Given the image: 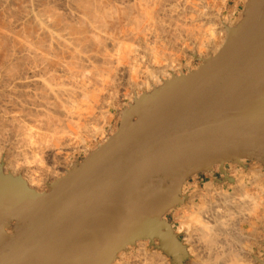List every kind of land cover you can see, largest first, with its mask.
Here are the masks:
<instances>
[{
  "label": "water",
  "instance_id": "obj_1",
  "mask_svg": "<svg viewBox=\"0 0 264 264\" xmlns=\"http://www.w3.org/2000/svg\"><path fill=\"white\" fill-rule=\"evenodd\" d=\"M226 31L215 56L136 98L48 193L0 169V264H113L146 240L184 264L165 217L187 180L245 160L264 167V0H248Z\"/></svg>",
  "mask_w": 264,
  "mask_h": 264
},
{
  "label": "bare ground",
  "instance_id": "obj_2",
  "mask_svg": "<svg viewBox=\"0 0 264 264\" xmlns=\"http://www.w3.org/2000/svg\"><path fill=\"white\" fill-rule=\"evenodd\" d=\"M27 1V0H26ZM25 1V2H26ZM34 1V0H33ZM32 1V2H33ZM39 1V0H38ZM46 1V0H45ZM57 1V0H56ZM64 1V0H63ZM187 1V0H186ZM186 1L185 0H67V2H65V3H69L70 4V8L72 7V10L74 11V9H75V11L77 12V10L79 11V12H77L78 13V15L77 16H82V17H80V18H78V19H80V22L81 23H76V24H78L79 26H77L76 27V29H75V26H72V25H70L71 24V22H69V24L67 23V25H70V27L72 26L74 29L73 30H71V29H69L68 27H65V28H63L64 26V24L62 25L61 23H60V21L62 22L63 21V19H61V18H64V15H63V17H61L62 15L60 14L59 15V17H58V14H56L57 12H59V11H55V10H57V6H58V3H60V2H57V6H56V9H52L51 7V9H47L48 10V12H50L51 14L53 13V15L55 14L56 16H57V22H54V25H52L53 23H51L52 22V19H51V21H49V18H47L46 16H45V14H44V16L48 19V21H46V23L45 24H47L46 25V27H47V31H48V27H50V25H52V29L54 30V26H56L57 24V26H56V28H55V30L56 29H60V28H58V26L59 27H61V26H63V27H61V28H63V29H65V30H71V31H73L71 34H70V36H71V38H69L70 36L66 33V35H68V36H66V37H68L69 39H66L65 40V35L64 36H62V37H64L63 39L65 40L63 43L65 44V45H62L61 47H60V49L61 50H63V49H65L64 51H62V56L61 55H59V56H53V58H47L46 56H44V55H40L39 54V56L37 57V62H40V64H41V67H42V69H44V71H46V72H50L51 73V75L49 74V76L51 77L52 76V73L53 74H55V73H57V75L58 74H60L61 76H59V78L61 79V77H63V78H65L64 80H68V83H65V82H61V80H59L58 81V79H57V81L56 82H59V83H56V84H54L55 83V81H54V79H56V78H50V77H48V78H42L43 76H41V78H42V85L41 86H43V93H41L40 95H41V97L37 94V96H39V98L41 99L40 101H38V103L39 104H37L36 105V103H31V104H33L34 106H36V108L38 107L39 108V110L40 109H43V108H48V111L49 110H52V109H54L55 111L56 110H58L57 111V113L56 114H58V112H60L59 113V115H56V116H54L53 118L52 117H50V115L51 116H53L52 115V113L50 114V113H48V115H45L46 117H45V119L43 120V118L40 116V118H42V119H40V120H43L42 122L43 123H41V124H43L44 126H42V127H46L47 129L46 130H44V133H45V131H48V132H50V130L52 131V133H54L55 135L57 134V135H59L60 133L62 134V136H63V134H65L64 136H66L67 138H71V139H74V138H76L77 136H78V133H79V131H80V129H78V128H82V126L81 127H79L80 126V124H78V123H82L81 122V119L83 120V118H81V117H83L82 115H84V112H83V114H82V109L84 108V109H86V110H83V111H86V113L85 114H87L88 116L90 115V113H91V111H89V110H92L93 111V108L96 106V107H98L97 105L99 104V102H101V100L102 99H104L105 97H106V95H104V93L106 94V93H110V94H118L117 92L119 91V88L123 85V82L124 81H126V79L129 81V82H133V83H135V81L137 80V78L139 77V75L141 76V74H144V73H147V74H149L148 76H149V78L152 80V79H154L155 77L157 78V76L156 75H154V72L153 71H157V74L159 73V74H163L164 76H165V72H166V70L168 69V67L170 68V66H172V62L173 61H171V63H170V66H168L169 65V63L167 64V66L164 64L163 65V63H162V65H161V62H163L162 60H164V56L163 55H161V53H160V51H159V53L157 52V49H159V48H156V47H158V46H160V45H158L157 44V46L155 47V45H156V43H154L153 45H154V47H153V45H152V43H151V45H152V47H148V43H149V41L151 40V39H158V41L157 42H162V40H164L163 38H162V40H159V39H161V37H162V34H164V37L166 38L165 40H164V42L167 40V43H168V45L170 44V46H171V48H172V46H173V48H177L178 46L177 45H180V46H182L183 48H184V45L183 44H186V42H185V39L186 38H189V36H188V34L191 36V37H193V36H195L196 35V37H197V35L198 36H200L201 34H200V31H197V33H195L196 32V30L194 29L195 28V25H196V23H197V21L198 22H200V21H202L201 20V17L202 18H206V17H209L210 16V13H208V12H201L200 14H198V10L195 12V13H193V15L194 16H192V18L189 20V22L188 23H183V26L182 27H178L177 28V26H176V28L174 29L173 27L172 28H167V26H169L170 27V23L171 22H169V21H167V16H168V14L170 15V13L171 12H173V13H171L172 14V18H173V15H174V17H179L180 16V12H182L184 15L187 13L185 10H186V8H185V10L183 9V7L185 6L186 7V5H184V2L186 3ZM23 2V1H22ZM40 2V1H39ZM41 2H42V0H41ZM47 2H49V0L47 1ZM52 2H55V1H51L50 2V4L48 3V5H51V3ZM18 3H19V1H18ZM35 3V2H34ZM15 4V3H14ZM17 4V3H16ZM44 4V3H43ZM46 4V3H45ZM44 4V5H45ZM53 4V3H52ZM61 4V3H60ZM63 4V3H62ZM187 4V3H186ZM19 5V4H18ZM44 5H43V7H44ZM7 6H8V4H7ZM11 6V5H10ZM10 6H8V7H10ZM33 6V5H32ZM67 6V5H66ZM65 6V7H66ZM69 6V5H68ZM67 6V7H68ZM24 7H26V4H25V6ZM29 7V6H28ZM37 7V6H36ZM40 7H42L41 6V4H40ZM39 7V8H40ZM48 6L46 5V7L45 8H47ZM64 7V6H63ZM11 8V7H10ZM17 8V7H16ZM20 8V7H19ZM18 8V9H19ZM32 8V7H31ZM34 8V7H33ZM38 8V7H37ZM37 8H35V9H37ZM55 8V7H54ZM60 8V7H59ZM13 9V8H12ZM21 9V8H20ZM41 9V8H40ZM32 10V9H31ZM42 10H43V8H42ZM70 10V9H69ZM39 11V10H38ZM44 11H46V10H44ZM55 11V12H54ZM71 11V10H70ZM74 11V12H75ZM14 12V11H13ZM19 12V11H18ZM47 12V13H48ZM25 13V12H24ZM24 13H22V14H24ZM30 13H31V11H30ZM36 13V12H35ZM40 13V12H39ZM49 13V14H50ZM60 13V12H59ZM79 13H80V15H79ZM38 14V13H37ZM50 14V15H51ZM64 14V13H63ZM183 14H181V16L183 15ZM35 15V14H34ZM52 15V18L54 17ZM69 15V14H68ZM71 15V14H70ZM186 15H188V13L186 14ZM41 16V15H40ZM43 16V17H44ZM39 17V16H38ZM37 17V18H38ZM42 17V16H41ZM50 17V16H49ZM85 18V19H82V18ZM170 17V18H171ZM190 17V16H189ZM36 18V19H37ZM45 18V19H46ZM66 18V17H65ZM64 18V21L65 20H67V19H65ZM74 18V17H73ZM76 18V17H75ZM172 18L170 19V21L172 20ZM180 18V17H179ZM184 18H186V17H184ZM45 19H44V22H45ZM46 19V20H47ZM54 19V18H53ZM59 19H61V20H59ZM78 19H76V20H78ZM173 19H176V18H173ZM181 19H183V18H181ZM189 19V18H188ZM35 20V19H34ZM42 20V19H41ZM185 20V19H184ZM184 20H181L182 22L184 21ZM187 20V19H186ZM38 21H40V20H38ZM59 21V22H58ZM75 21V20H74ZM180 21V22H181ZM42 22V21H41ZM40 22V23H41ZM43 22V23H44ZM73 22V21H72ZM168 22H169V24H168ZM172 22H174L173 20H172ZM176 22V21H175ZM174 22V23H175ZM213 22V20H211V22L210 23H212ZM43 23H42V26H43ZM55 23H57V24H55ZM59 23L61 24V26L59 25ZM74 23V22H73ZM179 23V22H178ZM168 24V25H167ZM224 24H226L224 21H223V30H225V28H224ZM36 26H37V23L35 24ZM66 25V24H65ZM66 25V26H67ZM175 25H176V23H175ZM175 25H173V26H175ZM180 25H182V24H180ZM222 25H219V26H222ZM39 26V25H38ZM40 26H41V24H40ZM207 26V25H206ZM46 27L44 26L43 28V30H45L46 29ZM71 27V28H72ZM188 27V28H187ZM204 27V26H203ZM230 27V26H229ZM37 28V27H36ZM68 28V29H67ZM198 28H200V27H198ZM39 29V28H38ZM42 29V28H41ZM50 29V28H49ZM52 29H50V30H52ZM62 29V31L61 32H63V31H65V30H63ZM170 29H173V30H170ZM54 30V31H55ZM57 30V31H58ZM74 30H76L75 32H74ZM102 30V31H101ZM106 30L107 32H104V31ZM60 31H58V33L60 32ZM174 31V33H172L171 34V32H173ZM34 32V31H33ZM50 32H52V31H50ZM100 32V33H99ZM221 32H222V29H221ZM224 32V31H223ZM226 32V31H225ZM37 33V32H36ZM45 33V32H44ZM48 33V32H47ZM102 33V34H101ZM31 34H32V32H31ZM38 34V33H37ZM40 34V33H39ZM50 34V33H49ZM49 34H47V35H49ZM56 34H57V32H56ZM60 34V33H59ZM51 35V34H50ZM49 35V36H50ZM63 35V34H62ZM172 35V36H171ZM40 36H42V35H40ZM49 36H47V37H49ZM53 36V35H52ZM55 36H57L56 37V41H57V39H60V37H58L59 35H55ZM169 36L171 37V38H169ZM223 36H224V34H223ZM43 37H45V36H43ZM61 37V38H62ZM205 37V36H204ZM206 37H207V39L206 38H204L205 40H207V41H203L202 39H200V37H197V38H199V39H197L198 41L195 43L194 41V43L196 44V49H195V52H196V56L198 55V56H202V55H207V54H204L205 53V51L206 50H208L209 49V53L211 54V56H214L215 54H217L218 52H219V50L222 48V46H223V41H224V39H223V41L222 42H219V44L216 42V35H215V32L214 31H211V32H209V33H207L206 34ZM2 38V37H1ZM4 38V37H3ZM2 38V39H3ZM37 38V37H36ZM54 37H52V39H53ZM6 39V38H5ZM51 39V40H52ZM63 39H62V41H63ZM184 39V40H183ZM193 39V38H192ZM218 39H219V36H218ZM4 40V39H3ZM39 40V39H38ZM48 40V39H47ZM55 40V39H54ZM69 41V45H70V47H69V45H68V47L71 49H69L68 47H66L67 45H66V41ZM187 40V39H186ZM194 40H195V37H194ZM201 42H200V41ZM45 38H44V41H42V42H44L45 43ZM60 41H61V39H60ZM60 41H58V42H60ZM126 41L128 42H135L136 41V45H137V41H143V43L145 42L146 43V45H147V51H150L149 53V55H148V57H147V55L146 54H144V53H142V52H140L141 50H133V49H131V46L130 47H128L129 45H130V43H127L126 44ZM190 41V40H189ZM221 41V40H220ZM2 42V41H1ZM42 42H41V44H42ZM48 42L49 41H47L45 44H46V46L48 45L49 46V44H48ZM52 41H50V43H51ZM66 42V43H65ZM125 42V43H124ZM178 42H180V44L178 43ZM188 42V41H187ZM7 43V42H6ZM37 43H40V42H37ZM53 43H55L54 41H53ZM145 43H144V45H145ZM166 43V44H167ZM223 43V44H222ZM9 44V43H8ZM7 44V45H8ZM56 44V43H55ZM54 44V45H55ZM135 44V43H134ZM133 44V46H135ZM139 44V43H138ZM161 44V48H163L162 46H164L165 47V45H162V44H165V43H160ZM193 44V43H192ZM6 45V44H5ZM10 45V44H9ZM37 45V44H36ZM42 45H44V44H42ZM51 45V44H50ZM112 46V47H110L109 48V46ZM122 45H123V48H121L122 47ZM125 45H127V47H125L124 48V46ZM140 45V44H139ZM150 45V46H151ZM2 46V45H1ZM39 46H41V45H39ZM45 46V45H44ZM45 46V47H46ZM138 46V45H137ZM169 46V47H170ZM186 46H187V44H186ZM4 47V46H3ZM7 47V46H6ZM42 47V46H41ZM140 47V46H139ZM141 47H142V44H141ZM144 47H146V46H144ZM166 47H168V46H166ZM165 47V48H166ZM181 47V48H182ZM34 48H38V47H34ZM51 49H52V47H50ZM57 49H59V44H58V46L56 47ZM110 50H109V49ZM133 48V47H132ZM135 48V47H134ZM171 48L170 49H168V50H171ZM172 48V49H173ZM181 48L180 49H176L177 51H181ZM206 49L204 52L201 50V49ZM39 50H40V48H38ZM47 49H48V52H50L49 50V48L48 47H46V51H47ZM56 49V50H57ZM111 49H113V50H111ZM125 49V51H123V50ZM142 49V48H141ZM149 49V50H148ZM164 49V48H163ZM174 49V50H175ZM185 49H186V47H185ZM53 50V49H52ZM61 50H59L60 51V53H61ZM143 50V49H142ZM146 50V49H145ZM160 50V49H159ZM165 50V49H164ZM11 51H12V49H11ZM30 50H28V52H29ZM35 51V50H34ZM33 51V52H34ZM46 51L44 52V50H43V53H46ZM58 51V50H57ZM184 51V50H183ZM17 52V51H16ZM37 52V51H36ZM35 52V53H36ZM39 52V51H38ZM42 52V51H41ZM47 52V53H48ZM178 52V53H179ZM9 53V52H8ZM31 53H32V51H31ZM31 53H29V54H31ZM52 53V52H51ZM59 53V54H60ZM164 53V52H163ZM162 53V54H163ZM177 53V52H176ZM42 54V53H41ZM165 54V53H164ZM169 54V53H168ZM171 54V53H170ZM169 54V55H170ZM180 54V53H179ZM190 54L192 55L193 54V52L192 51H190ZM8 55V54H7ZM28 55V54H27ZM34 55H36V54H33V56ZM37 55H38V53H37ZM36 55V56H37ZM46 55V54H45ZM66 55V56H65ZM166 55V54H165ZM172 55V54H171ZM30 56V55H29ZM35 56V57H36ZM9 57V56H8ZM171 57L172 56H170V59H171ZM190 57V56H189ZM4 58V57H3ZM31 58L32 59H35V58H33L32 56H31ZM191 58V57H190ZM192 58H193V55H192ZM100 60V61H102V65L101 64H99V65H101L102 67H101V71H97V70H99V69H97L96 68V65H94V61L95 60ZM166 59H168L167 58V56H166ZM5 60V59H4ZM29 61V60H28ZM34 61V60H33ZM35 61H36V59H35ZM34 61V63H37V62H35ZM100 61H99V63H100ZM161 61V62H160ZM167 61V60H166ZM169 62H170V60H169ZM7 63V62H6ZM28 63V62H27ZM86 63V64H90V65H94L95 66V68L94 69H97V70H95V71H97V73L96 72H93V71H88V69L86 68V67H88V66H84V64ZM174 63V62H173ZM12 64V63H11ZM32 64V63H31ZM40 64H39V66H40ZM85 64V65H86ZM35 65V64H34ZM92 65V66H93ZM37 66V65H36ZM35 66V67H36ZM73 66L74 67H76L77 69L75 70V69H73L72 70V68H73ZM98 66V65H97ZM15 67V66H14ZM90 68V67H89ZM100 68V67H99ZM36 69V68H35ZM40 69V68H39ZM38 69V70H39ZM79 69V70H78ZM31 70V69H30ZM33 71H34V69H33ZM171 71V70H170ZM36 72V71H35ZM91 72H93V73H91ZM39 73V72H38ZM42 73V72H41ZM40 73V74H41ZM47 73V74H48ZM168 73V72H167ZM35 74V73H34ZM147 74H145L146 75V80L148 79V80H150L149 78H147ZM153 74V75H152ZM156 74V73H155ZM42 75V74H41ZM57 75H54V76H57ZM145 75H144V77H145ZM152 75V76H151ZM163 75H161V76H163ZM34 76H36V75H34ZM33 76V77H34ZM39 76V75H38ZM53 76V77H54ZM159 76V75H158ZM44 77H47V76H44ZM58 77V76H57ZM160 77V76H159ZM40 78V77H39ZM163 78V77H162ZM36 79V78H35ZM33 80H34V78H33ZM37 80H39V79H37ZM54 82H53V81ZM144 80V79H143ZM147 80V81H148ZM157 80H158V78H157ZM160 80V79H159ZM138 81H139V79H138ZM137 81V82H138ZM142 81V80H141ZM154 81H156V80H153L152 82H154ZM31 83V82H30ZM20 85H21V83H19ZM39 84H40V82H39ZM132 84V83H131ZM136 84H138V83H136ZM135 84V85H136ZM141 84H142V82H141ZM140 84V85H141ZM143 84H145L144 83V81H143ZM152 84V83H151ZM154 84V83H153ZM19 85V86H20ZM26 85V84H25ZM32 85V84H31ZM139 85V84H138ZM36 86V85H35ZM41 86H39L40 88H41ZM132 86V85H131ZM28 87V86H27ZM65 87H67V88H65ZM136 87H137V85H136ZM40 88H37V89H40ZM30 89V88H29ZM36 89V90H37ZM42 89V88H41ZM40 89V90H41ZM16 91V90H15ZM40 92V91H39ZM12 93V92H11ZM34 93V92H33ZM32 93V94H33ZM19 94V93H18ZM26 94H28V93H26ZM25 94V95H26ZM31 94V95H32ZM17 95V94H16ZM29 96H31L30 94H28ZM34 95V94H33ZM105 97H104V96ZM108 95V94H107ZM136 95V94H135ZM15 96V95H14ZM19 96V95H18ZM22 96H24V95H22ZM28 96V97H29ZM35 96H36V94H35ZM116 96H118V95H115V97ZM20 97V96H19ZM25 97H27V96H25ZM109 97H110V95H109ZM112 97V96H111ZM11 98V97H10ZM22 98V97H21ZM36 98V97H35ZM9 99V98H8ZM106 99V98H105ZM105 99H104V102H105ZM5 100H7V99H5ZM25 100H26V98H25ZM24 100V101H25ZM38 100V99H37ZM37 100H35V101H37ZM117 100V99H116ZM8 101V100H7ZM13 101V100H12ZM32 101V100H31ZM108 101H110V100H108ZM20 102V101H19ZM30 102V101H29ZM102 102H103V100H102ZM7 103V102H6ZM12 103V102H11ZM21 103V102H20ZM26 103V102H25ZM7 104H9V103H7ZM23 104V103H22ZM101 104V103H100ZM6 105V104H5ZM9 105H11L12 106V104H9ZM15 106H17L16 104L14 105V106H12V107H14V109H19V107L18 108H15ZM6 107V106H5ZM33 107V106H32ZM32 107H30V108H32ZM101 107H102V105H101ZM101 107H100V109H101ZM3 108V107H2ZM29 108V109H30ZM50 108V109H49ZM1 109V108H0ZM7 109V108H6ZM28 108H26L25 109V111L27 110ZM28 109V110H29ZM35 109V108H34ZM96 109V108H95ZM94 109V110H95ZM1 110H5V108L4 109H1ZM10 110L12 111V109L10 108ZM22 110V109H21ZM30 110H32V109H30ZM29 110V111H30ZM37 110V109H36ZM51 111V112H55V111ZM97 110V109H96ZM6 111V110H5ZM4 111V112H5ZM8 111V110H7ZM34 111V110H33ZM80 111V112H79ZM89 111V112H88ZM99 111H101V110H99ZM2 112V111H1ZM3 112V113H4ZM23 112H24V110H23ZM37 112V111H36ZM44 112H46V111H44ZM102 112H104L103 110H102ZM7 113H9V112H7ZM18 113V112H17ZM38 113V112H37ZM23 114H25V112L23 113ZM47 114V113H46ZM92 114H93V112H92ZM1 115V114H0ZM87 115H84V117H87L88 118V116ZM94 115V114H93ZM15 116V115H14ZM13 116V117H14ZM19 116V115H18ZM27 117H29V119L30 118H34L35 116L36 117H38V115H36L35 113L33 114V112H29L27 115H26ZM91 116V115H90ZM16 117V116H15ZM12 118V116L10 117V118H12V120H10V122H12V123H10V124H15V125H13V126H15L14 127V130L16 131V136L15 135H13V136H15L16 138H15V140H17V141H19L20 139V141H21V143H24V145H27V148H28V143H32V139H34L35 138V136H36V134L34 133V132H32L33 131V129H32V131H31V129H30V127H28L27 126V124L25 123V121L23 122V121H20L19 122V119L18 118ZM96 117V116H95ZM102 117V116H101ZM3 118V117H2ZM5 118V117H4ZM81 118V119H80ZM94 117H92V120L93 121H95L94 119H93ZM6 119V118H5ZM8 119V118H7ZM18 119V120H17ZM91 119V118H90ZM100 119V118H99ZM21 120V119H20ZM28 120V119H27ZM38 120H39V118H38ZM92 120L91 121H88V122H92ZM103 120V119H102ZM2 121V120H1ZM8 121H9V119L7 120V123H8ZM29 121V120H28ZM85 121H87V119H84L83 120V123L85 122ZM27 122V121H26ZM32 122H35L34 120L32 121ZM31 122V125L32 124H35V123H32ZM38 122V121H37ZM40 122V121H39ZM38 122V123H39ZM98 122V121H97ZM96 122V123H97ZM101 122H103V121H101ZM3 123V122H2ZM2 123H0V125L2 124ZM5 123V122H4ZM3 123V124H4ZM28 124L30 123V122H27ZM82 123V125H85V126H88V124L86 125L85 123L83 124ZM9 124V123H8ZM92 124V123H91ZM39 125V124H38ZM37 125V126H38ZM94 125V124H93ZM4 126H5V124H4ZM3 126V128L5 129V127ZM36 126V125H35ZM41 126V125H40ZM90 126V125H89ZM1 127V126H0ZM32 127H34V126H32ZM41 127V128H42ZM92 127V126H91ZM90 127V128H91ZM98 126L96 125V128H97ZM13 128V127H12ZM37 128V127H36ZM35 128V129H36ZM101 128V127H100ZM4 129L2 130L1 128H0V132H3L4 131ZM43 129V128H42ZM41 129V130H42ZM77 129V130H76ZM8 130V129H7ZM13 130V129H12ZM13 130V131H14ZM38 130V129H37ZM84 130H87V129H85V127H84ZM94 130H95V128H94ZM94 130H93V132H94ZM9 131V130H8ZM40 131V130H39ZM82 131V130H81ZM99 131V130H98ZM97 130L95 131V132H98ZM31 132L32 133H34L35 135H34V137H33V135L31 134ZM36 132V131H35ZM47 132V133H48ZM85 132H87V131H85ZM94 132V133H95ZM3 133H5V132H3ZM3 133H1L2 134V138H5L6 136H5V134L3 135ZM8 133H10V131L8 132ZM42 133H43V131H42ZM51 133V134H52ZM84 133V132H83ZM88 133V132H87ZM98 133H100V132H98ZM7 134V133H6ZM13 134H15V132L13 133ZM39 134V133H38ZM37 134V135H38ZM50 134V133H49ZM61 134H60V136H61ZM90 134H92V133H90ZM96 134V133H95ZM103 133L101 132V136H103L102 135ZM55 135H53V137L55 136ZM56 135V136H57ZM69 137H68V136ZM82 135H84V134H82ZM17 136L19 137L18 139H17ZM51 136V135H50ZM60 136H58L57 137V140L56 141H60L58 138H60ZM61 136V137H62ZM85 136V135H84ZM83 136V137H84ZM93 136H95V135H93ZM97 136V135H96ZM0 137V138H1ZM8 137H9V135H8ZM40 137V136H39ZM42 137V136H41ZM65 137V138H66ZM72 137H74V138H72ZM79 137H80V135H79ZM85 137H87V136H85ZM89 137V136H88ZM98 137V136H97ZM13 137L12 136H10V138H9V140L10 139H12ZM64 138V139H65ZM94 138V137H93ZM99 138V137H98ZM8 139V138H7ZM6 139V140H7ZM14 139V138H13ZM68 139V140H69ZM77 139V138H76ZM80 139V138H79ZM85 139V138H84ZM41 140V139H40ZM66 140V139H65ZM82 140V139H81ZM80 140V141H81ZM1 141V140H0ZM14 141V140H13ZM19 141V142H20ZM37 141V140H36ZM43 141V140H42ZM45 141V140H44ZM55 141V142H56ZM71 141V140H70ZM74 141H76V140H74ZM73 141V142H74ZM77 141H79V140H77ZM83 141H85V140H83ZM102 141V140H101ZM2 142H4V141H2ZM6 142V141H5ZM19 142H17V144H15L17 147H18V145H19ZM40 142V141H39ZM57 142V143H58ZM61 142V141H60ZM72 142V141H71ZM70 142V143H71ZM82 142V141H81ZM16 143V142H15ZM25 143H27V144H25ZM33 143H34V141H33ZM32 143V144H33ZM46 143H49V142H46ZM62 144L64 143V142H61ZM67 143H69V142H67ZM70 143H69V146H70ZM32 144H31V146H32ZM39 144V143H38ZM42 144V143H41ZM40 144V145H41ZM44 144V143H43ZM72 144V143H71ZM1 145H3V144H1ZM12 145H14V144H12ZM15 145L14 146H12L13 148H9L8 146V148L10 149V151L12 152V150L14 149V147H15ZM30 145V144H29ZM39 145V146H40ZM49 145H50V143H49ZM57 146H59L60 145V143H59V145L58 144H56ZM55 144H53V149H54V147L56 146ZM64 145H65V143H64ZM64 145H62L63 147H64ZM74 145V144H73ZM21 146H23L22 144H21ZM30 146V147H31ZM68 146V145H67ZM66 146V147H67ZM72 146V145H71ZM76 146V145H75ZM74 146V147H75ZM7 147H6V144H4L2 147H0V153L1 154H3L4 153V150H9V149H7ZM17 147H15V149H17ZM19 147H20V145H19ZM18 147V148H19ZM25 147V146H24ZM42 147V146H41ZM50 147H52L51 145H50ZM73 147V148H74ZM35 148H37V147H35ZM46 148H48V145L46 146ZM14 149V150H15ZM21 149V147L19 148V150ZM22 149H23V147H22ZM26 149V148H25ZM31 149H33V147L31 148ZM38 149V148H37ZM40 149V148H39ZM57 149H59V148H57ZM69 149V148H68ZM29 150V149H28ZM83 150H84V148H83ZM37 151V150H36ZM59 151V150H58ZM57 151V152H58ZM61 151V150H60ZM66 151V150H65ZM75 151V150H74ZM10 152V153H11ZM16 152V151H15ZM18 152H20V151H17L16 153H18ZM39 152V151H38ZM77 152V151H76ZM87 152V151H86ZM85 153V152H84ZM29 154V153H28ZM38 154V153H37ZM36 154V155H37ZM39 154H41V152L39 153ZM52 154V153H51ZM12 155V154H11ZM22 155V154H21ZM27 155V154H26ZM33 155V154H32ZM4 156V155H3ZM9 156V155H8ZM13 156V155H12ZM15 156H17V154L15 155ZM42 156V155H41ZM52 156V161H54V163H58V162H60V161H58L59 160V158L57 157V155L56 154H52L51 155ZM2 157V156H1ZM5 157H7V156H5ZM11 157V156H10ZM19 157V156H18ZM37 157V156H36ZM60 157H62V156H60ZM22 158V157H21ZM41 158V157H40ZM6 159V158H5ZM10 159V158H9ZM9 159H8V161H9ZM26 159V158H25ZM64 159V158H63ZM19 160V159H18ZM40 160V159H39ZM50 160V161H51ZM62 160V159H61ZM12 161V160H11ZM37 161V160H36ZM42 162V161H41ZM16 163H17V161H16ZM22 163V162H21ZM255 163V162H254ZM13 164H15V163H13ZM12 164V165H13ZM18 164V163H17ZM64 164V163H63ZM10 165V164H9ZM22 165V164H21ZM25 165V164H24ZM234 165V164H233ZM235 165H237V164H235ZM16 166V168H17V165H15ZM63 166H65V165H63ZM69 166V165H68ZM14 167V166H13ZM55 167V166H54ZM11 168V167H10ZM56 168V167H55ZM15 169V168H14ZM38 169V168H37ZM52 169V168H51ZM30 170V169H29ZM28 170V171H29ZM224 170V169H223ZM16 171V170H15ZM53 170H51V172H52ZM236 171V170H235ZM249 170H244V173H242V174H240L241 176L237 179L236 178V180H234V181H236L235 183L236 184H234L235 186L232 188V187H230V186H228L229 184H228V182L229 183H232V181H231V179L230 180H228V182L226 183V184H228V185H226V184H224L223 186H221L220 187V185H219V188H215V187H213V188H211L212 186V183H207L206 185H205V189H203L204 190V193L202 194V196L203 195H205V196H209L210 195V193L212 192V191H215L216 189H217V191H219V192H217L218 193V197H220V198H218V197H214L215 199H218V201L216 200L215 201V203H219L220 205H218V206H220V207H218L217 206V204H216V206H217V208L215 207V209L214 208H212V206L214 205V204H211L212 206H210V203L208 204V205H206L207 207H206V209L204 210L203 208H202V210L200 209V208H198V207H194V206H192L193 208V210H191V211H189L188 212V214H187V216H186V219H188L190 222H192V221H194L195 223H197V226L193 229L192 228V226H187L186 228H189L188 230H186V231H189L190 229V232L188 233V235H186L187 236V240L186 241H188V242H186V243H189L190 244V241H191V239H193L194 237H196V240H195V242H196V244L198 245H195V246H189V249H188V252L190 253V252H192V254L195 252V251H197L196 253H197V256H195V257H198L199 258V260H201V261H194V263L193 264H250L251 263V260H250V256H249V252H250V250H248L249 248H251V247H249L248 249H246L247 247V245L248 246H250L249 244L250 243H248V244H246V246H244L243 244H244V239H243V242L241 241V240H238L239 238H238V232L237 231H240V229L242 230V228H241V224L242 223H247L249 226H252L253 224L251 223L252 222V220L253 219H255V218H257V219H259L260 221L259 222H261L262 224H264V185H263V181H264V173L263 174H260L258 171L257 172H254V171H252L251 170V172L250 173H247ZM17 172V171H16ZM46 172V171H45ZM228 172H230L229 170H228ZM232 172V171H231ZM230 172V173H231ZM237 172V171H236ZM13 173H15V172H13ZM29 173L31 174V178L29 179V180H25L26 181V183L28 184V187L29 188H35V187H37V186H40L39 184H40V182H41V180H39V178H38V176L36 175L37 173L33 170H30L29 171ZM39 173V172H38ZM241 173V172H240ZM51 174V173H50ZM53 174V173H52ZM54 174H56V172L54 173ZM54 174H53V176H54ZM227 174V173H226ZM239 174V173H238ZM244 174H246V175H244ZM24 175V174H23ZM57 175H58V173H57ZM26 176V175H25ZM25 176L23 177V178H25ZM62 176V175H61ZM29 177V176H28ZM227 179H228V175H226L225 176ZM251 177V178H250ZM22 178V179H23ZM58 178V177H57ZM43 180V179H42ZM222 182V181H221ZM219 183V182H218ZM223 183V182H222ZM215 183H213V185H214ZM44 185V184H43ZM215 186V185H214ZM227 186V187H226ZM41 188H43L42 186H40ZM217 187V186H216ZM228 187H230L231 189H232V191H230V194H225L224 193V191H225V189L227 188L228 189ZM252 187V188H251ZM40 188V189H41ZM253 188H255L256 189V192L255 193H252L251 192V189H253ZM37 189H39V188H37ZM35 190H36V188H35ZM49 192V191H48ZM197 192V191H196ZM196 192H195V194L193 195L192 194V197L190 196V198L188 199V201H190L191 199L193 200L196 196H197V194H196ZM229 192V191H228ZM42 193V192H41ZM197 193H199V192H197ZM217 193H216V196H217ZM239 198H237V197ZM198 197V196H197ZM206 197V198H207ZM205 198V199H206ZM211 198V197H210ZM208 199V198H207ZM206 199V200H207ZM191 202V201H190ZM188 203V202H187ZM206 204V203H205ZM220 209H222V212H220ZM225 212V214H224V212ZM235 211V212H234ZM247 212V213H246ZM234 214V215H233ZM227 219V220H226ZM254 222V221H253ZM258 222V221H257ZM193 223V222H192ZM213 223V224H212ZM229 223V224H228ZM212 224V225H211ZM187 225V224H186ZM239 225V226H238ZM264 226V225H263ZM194 227V226H193ZM235 230H234V229ZM253 229H254V227H252ZM256 228V227H255ZM231 229H233L234 231H235V233H233V234H231L230 233V231H231ZM186 231H184V232H186ZM251 231H252V233L254 232V231H256V229H254V230H252L251 229ZM258 232H259V230H257ZM194 232H196V236L194 235V237H193V233ZM248 231H246V233H247ZM258 232H257V235H258ZM243 233V232H242ZM248 233H251L250 231L248 232ZM251 233V234H252ZM261 233V232H260ZM187 234V233H186ZM255 234H256V232H255ZM244 235V234H243ZM250 235V234H249ZM245 236V235H244ZM248 236V235H247ZM260 236V235H259ZM180 237V236H179ZM241 237H242V235H241ZM249 237V236H248ZM251 237V236H250ZM252 237H254V235H252ZM256 237V236H255ZM184 238V237H183ZM247 238V237H246ZM257 238V237H256ZM249 239V238H248ZM248 239H247V241H248ZM264 241V240H263ZM193 242V241H192ZM195 242H194V244H195ZM183 243V242H182ZM251 243H252V241H251ZM193 244V243H192ZM193 244V245H194ZM253 244V243H252ZM254 246V245H253ZM258 246H259V244H258ZM136 247V246H135ZM191 247V248H190ZM195 247V248H194ZM196 247H197V250H196ZM147 248V247H146ZM192 248H194V250L192 251ZM137 251V250H136ZM138 251H140V250H138ZM142 252H143V250H141ZM249 251V252H248ZM122 254H123V252H121ZM139 253H141V252H139ZM146 253H147V251H146ZM146 253H145V255L142 253L141 255H144V256H146ZM155 253V252H154ZM159 253V252H158ZM195 253V254H196ZM198 253H199V255H198ZM160 254V253H159ZM191 254V255H192ZM253 254V253H252ZM121 255V254H120ZM130 255V254H129ZM151 255V254H150ZM159 256V255H158ZM161 256V255H160ZM193 256V255H192ZM121 257V256H120ZM147 257V256H146ZM153 257H155V255L153 256ZM163 257V256H162ZM191 257V256H190ZM252 258H254L253 259V261L254 262H256L257 264L259 263V261H260V259H258L257 257H255V256H251ZM139 258H141L140 257V255H139ZM142 258H145V257H142ZM149 258V257H148ZM150 259H152V257L150 258ZM149 259V260H150ZM154 259V258H153ZM160 259V258H159ZM158 259V260H159ZM162 259V258H161ZM192 259V258H191ZM145 260H148V259H145ZM148 260V261H149ZM165 260V259H164ZM167 260V259H166ZM153 261V260H152ZM152 261H151V263H152ZM192 261V260H191ZM253 261H252V263H253ZM161 263H162V261H160ZM193 262V261H192ZM262 261H260V263H261ZM145 263H146V261H145ZM154 263H156V261L154 262ZM251 263V264H252ZM128 264V263H127ZM132 264V263H131ZM138 264H139V262H138ZM149 264H150V262H149ZM157 264V263H156ZM160 264V263H159ZM164 264V263H163ZM171 264V263H170Z\"/></svg>",
  "mask_w": 264,
  "mask_h": 264
},
{
  "label": "rangeland",
  "instance_id": "obj_3",
  "mask_svg": "<svg viewBox=\"0 0 264 264\" xmlns=\"http://www.w3.org/2000/svg\"><path fill=\"white\" fill-rule=\"evenodd\" d=\"M18 1H19V3H18ZM23 1V2H22ZM26 0H0V108L1 109H4L5 108V110H1L0 109V123H4L5 124V126H4V124L2 123L0 126V128L3 130L4 128H3V126L5 127V129H4V131L3 132H5V133H3V132H0V137L2 136V134L1 133H3V135L5 134V138H0V147H2L4 144H6V147L8 146L10 149L11 148H13L12 146H14L15 144H17V142H19L20 140L18 139L19 137L17 136V139L19 140V141H17V140H15V136H16V131L14 130V127L15 126H13V125H15V124H10V123H12V122H10V120H12V118H14L15 116V118H18L19 119V122L20 121H25V123L27 124V126L28 127H30V129L32 128L33 129V131H32V129H31V131L32 132H34L35 134H36V136H35V138L34 139H32V143H33V141H34V143L32 144V143H28V148H27V145H24V143H21V141L19 142V145H20V147H21V149L19 150V145H18V147L15 145V147H17V149H15V147H14V149L12 150V152L10 151V149L7 147V149H9V150H4V153L3 154H1L0 153V169H2V171H3V174H5V175H11V176H13V177H21V178H23L25 175V178H23V180L25 181V180H29L30 178H31V174L29 173V171L30 170H34L37 174V176H38V178H39V180H41V182H40V186H44L43 188H41L40 186H37V187H35L36 188V190H35V188L33 189V188H30V189H33V190H35L37 193H39V194H42V193H48V191H49V186L50 185H52L53 183H55L59 178H61V177H63L64 175H65V173L68 171V170H70L71 168H72V166L74 165V164H78V163H81L91 152H93V151H95V150H97V149H99L102 145H104L105 144V142L109 139V137H111L112 135H114L116 132H117V130H118V127H119V125H120V122H121V118H122V115H123V112L129 107V105L131 104V103H133V101L136 99V98H139L140 96H142L143 94H148V93H150V92H152V90L154 89V88H156V87H160L162 84H163V81H165V80H169V79H171V77H172V75H175V76H180V75H186L187 73H189V72H191V71H194V70H196L200 65H201V61L202 60H207L208 58H210V57H212L211 56V54L209 53V49L208 50H206V49H201L203 52L205 51V53L204 54H207L206 56L205 55H202V56H196V52H195V47H196V42L198 41L197 39H199V38H197V37H200V39H202L203 41H207L208 39H207V37H206V34L207 33H209V32H211V31H214L215 32V35H216V42L219 44V42H222L223 41V39H224V41H223V43L225 42V39H226V36H227V31H226V29L227 28H233V27H235L237 24H238V22L240 21V19H241V15H242V13H243V11H244V9H245V6H246V4H247V2H248V0H185L186 1V3L184 2V5H186V7L184 6L183 7V9L185 10V8H186V12L188 13V15H184L182 12H180L179 14H180V18L179 17H174V15H173V18H176V19H173L171 16H172V14L171 13H173V12H171L170 13V15L168 14V16H167V21H169V22H171L170 23V27L169 26H167V28H176V26H177V28L180 26V27H182L183 26V23H188L189 22V20L192 18V16H194L193 15V13H195L197 10H198V14H200L201 12H208V13H210V16L209 17H206L205 19L204 18H202L201 17V20L202 21H200V22H198L197 21V23H196V25H195V30H196V32L195 33H197V31H200V36H198L197 35V37H196V35L195 36H193V37H191L189 34H188V36H189V38H186L185 39V42H186V44H187V46H186V44H183L184 45V48L182 47V46H180V45H177L178 47V49H180L181 47V51L179 52V51H177L175 48H173V46H172V48H171V46H170V44L168 45V43H167V40L164 42V40L166 39L165 37H164V34H162V37H161V39H159V40H162V38L164 39V40H162V42H157L158 41V39H151L150 41H149V43H148V47H152V45L154 44V43H156V45H155V47L157 46V44L158 45H160L161 46V44L160 43H165V44H162V45H165V47L166 46H168V47H164V46H162L163 48H161L160 46H158V47H156V48H159V49H157V52L159 53V51H160V53H161V55H163L164 56V60H162L163 62H161V65H162V63H163V65L165 64L166 66H167V64L169 63V65L168 66H170V63H171V61H173L171 64H172V66H170V68L168 67V69L166 70V72L164 73L165 74V76L163 75V74H157V71H153L154 72V75H156L157 76V78H158V80H157V78L155 77L154 79H150L149 78V74H147V73H144V74H141V76L139 75V77L137 78V80L135 81V83H133V82H129L127 79H126V81H124L123 82V85L119 88V91L117 92L118 94H110V93H104V95H106V99H105V102H104V99H102L103 100V102H102V100H101V102H99V104L97 105L98 107H94L93 108V111L92 110H89V111H91V113H90V115L88 116L87 114H85L86 113V111H83V110H86V109H82L81 111H82V114H83V112H84V115H87L88 116V118L87 117H84V115H82L83 117H81V118H83V120L84 119H87V121H85L84 123L87 125L88 124V126H85V125H82V123H83V120L81 119V122L82 123H78V124H80V126L79 127H81L82 126V128H78V129H80V131H79V133H78V136L76 137V138H74V137H72V138H74V139H69V138H67L66 136H64L65 134H63V136H62V134H61V136H60V134L59 135H55L54 133H52V131L50 130V132H48L49 130L46 128V127H42V126H44L43 124H41V123H43L42 121L45 119V115H48V113H52V115L53 116H51L50 115V117H54V116H56V115H59V113L60 112H58V114H56L57 113V111L58 110H54V109H52V110H49L48 111V108L46 107V108H43V109H40L39 110V108L37 107L36 108V106H34L33 104H31V103H36V105L37 104H39L38 103V101H40L41 99L39 98V96L41 97V93H43V86H41L42 85V78H48V77H50L49 76V74L51 75V73L49 72H46V71H44V69H42V67H41V64H40V62H37V57L39 56V54L42 56V55H44V56H46L47 58H53V56L55 55V56H59V55H61L62 54V51H64L65 49H63V50H61L60 49V47L62 46V45H65L63 42L66 40V39H69V38H71V36H70V34L73 32V31H71V30H73L74 28L72 27V26H75V29H76V27L77 26H79L78 24H76L77 22L78 23H81L80 22V19H78V18H80V17H82L81 15H80V13H79V15L80 16H77L78 15V13L77 12H79L78 10H77V12L75 11V9H74V11L72 10V7L70 8V4L69 3H65V2H67V0H53V1H55V2H52L51 3V5H48V3L50 4V2L52 1V0H49V2H47L48 0H42V2H41V0H27L26 2H25ZM33 1V2H32ZM61 1V2H60ZM35 2V3H34ZM57 2H60V3H58V6H57ZM15 3V4H14ZM17 3V4H16ZM45 5H44V4ZM63 3V4H62ZM7 4H8V6H10V7H8L7 6ZM19 4V5H18ZM25 4H26V7H24L25 6ZM40 4H41V6L42 7H40ZM33 5V6H32ZM43 5H44V7H43ZM46 5L48 6L47 8H45L46 7ZM68 7H67V6ZM29 6V7H28ZM38 8H37V7ZM56 6H57V10H55L56 12L57 11H59V12H57L56 14H58V17H59V15L61 14L62 16L61 17H63V15H64V18L65 19H67V20H65L64 21V18H61V19H63V21L61 22L60 21V23L64 26H61V24L59 23V25L61 26V27H63V28H65V27H68L69 29H71V30H69L68 28V30H65V29H63V28H61V27H59L58 26V28H60L59 30L58 29H56L55 30V28H56V26L58 25L57 23H55V24H57L56 26H54V30L51 28L52 27V25H54V22H57V16L54 14L53 15V13L51 14L50 12H48V8L49 9H56ZM64 6V7H63ZM66 6V7H65ZM17 7V8H16ZM21 9H20V8ZM32 7V8H31ZM34 7V8H33ZM41 9H40V8ZM51 7V8H50ZM55 7V8H54ZM60 7V8H59ZM13 8V9H12ZM19 8V9H18ZM35 8H37V9H35ZM42 8H43V10H42ZM32 9V10H31ZM71 11H70V10ZM39 10V11H38ZM44 10H46V11H44ZM14 11V12H13ZM19 11V12H18ZM30 11H31V13H30ZM45 14V16L47 17V18H49V21H51V19H52V22L51 23H53L52 25H50V27H48V31H47V27H46V25L47 24H45L46 23V21H48V19L44 16V14L42 13V12ZM54 11V12H55ZM25 12V13H24ZM36 12V13H35ZM40 12V13H39ZM48 12V13H47ZM193 12V13H192ZM22 13H24V14H22ZM38 13V14H37ZM51 15H50V14ZM64 13V14H63ZM35 14V15H34ZM69 14V15H68ZM71 14V15H70ZM181 14H183L182 16H181ZM42 17H41V16ZM52 15L54 16L53 18H52ZM39 16V17H38ZM44 16V17H43ZM50 16V17H49ZM190 16V17H189ZM38 17V18H37ZM74 17V18H73ZM76 17V18H75ZM78 17V18H77ZM172 18V20L176 23V25H175V23L174 22H172V20L170 21V19ZM184 17H186V18H184ZM37 18V19H36ZM47 20H46V19ZM57 18V19H56ZM60 18V17H59ZM181 18H183V19H181ZM189 18V19H188ZM35 19V20H34ZM42 19V20H41ZM44 19H45V22H44ZM61 19H59V20H61ZM76 19H78V20H76ZM82 19H85L84 17L82 18ZM185 19V20H184ZM187 19V20H186ZM38 20H40V21H38ZM75 20V21H74ZM181 20H184L183 22L181 21ZM211 20H213V22L212 23H210L211 22ZM42 21V22H41ZM74 23H73V22ZM181 21V22H180ZM223 21L226 23V24H224V28H225V30H223ZM41 22V23H40ZM44 22V23H43ZM59 22V21H58ZM69 22H71V24L70 25H72L71 27H70V25H67V23L69 24ZM169 22H168V24H169ZM179 22V23H178ZM37 23V26L35 25ZM42 23H43V26H42ZM40 24H41V26H40ZM67 26H66V25ZM75 24V25H74ZM167 24V25H168ZM180 24H182V25H180ZM39 25V26H38ZM173 25H175V26H173ZM207 25V26H206ZM219 25H222V26H219ZM46 27V29L45 30H43L44 28L43 27ZM204 26V27H203ZM230 26V27H229ZM37 27V28H36ZM198 27H200V28H198ZM39 28V29H38ZM42 28V29H41ZM52 29V30H50V29ZM176 28V29H177ZM188 28V27H187ZM62 29L63 30H65V31H63V32H61L62 31ZM221 29H222V32H221ZM60 31L59 33H58V31ZM170 30H173V29H170ZM34 31V32H33ZM50 31H52V32H50ZM70 31V32H69ZM76 30H74V32H75ZM102 31V30H101ZM104 31V30H103ZM224 31V32H223ZM226 31V32H225ZM31 32H32V34H31ZM38 34H37V33ZM45 32V33H44ZM48 32V33H47ZM56 32H57V34H56ZM70 36H68V35H66V33ZM70 34H69V33ZM104 32H107L106 30L104 31ZM40 33V34H39ZM51 35H50V34ZM100 33V32H99ZM172 33H174V31L173 32H171V34ZM47 34H49V35H47ZM63 34V35H62ZM102 34V33H101ZM223 34H224V36H223ZM40 35H42V36H40ZM53 35V36H52ZM55 35H59L58 37H60V39H61V41H60V39H57V41H56V37L57 36H55ZM65 35V37L66 36H68V37H66L65 38V40L63 39L64 37H62V36H64ZM43 36H45V37H43ZM47 36H49V37H47ZM172 36V35H171ZM205 36V37H204ZM218 36H219V39H218ZM4 39H2V38ZM37 37V38H36ZM52 37H54L53 39H52ZM62 37V38H61ZM194 37H195V40H194ZM6 38V39H5ZM44 38H45V43L47 42V41H49L48 42V44H49V46L47 45L46 46V44L44 43V42H42V41H44ZM169 38H171L170 36H169ZM193 38V39H192ZM204 38H206L207 40H205ZM39 39V40H38ZM48 39V40H47ZM52 39V40H51ZM55 39V40H54ZM62 39H63V41H62ZM184 40V39H183ZM190 40V41H189ZM221 40V41H220ZM2 41V42H1ZM50 41H52L51 43H50ZM53 41L56 43H53ZM58 41H60V42H58ZM188 41V42H187ZM195 43H194V42ZM200 41V40H199ZM219 41V42H218ZM7 42V43H6ZM37 42H40V43H37ZM41 42H42V44H44L46 47H48L50 50V52H48V49H47V51H46V47L44 46V45H42L41 44ZM67 42V43H66ZM65 43H66V45L68 44L69 45V41L67 40ZM201 42V41H200ZM10 45H9V44ZM125 43V42H124ZM127 43H130V45L128 46V47H130L131 45V49H133V50H141L140 52H142V53H144V54H150L149 52L150 51H147V45H146V43H145V45H144V43H143V41H137V45H136V41L135 42H127L126 41V44ZM135 43V44H134ZM140 45H139V44ZM151 43H152V45H151ZM167 43V44H166ZM179 44H180V42H178ZM193 43V44H192ZM222 43V44H223ZM6 44V45H5ZM8 44V45H7ZM37 44V45H36ZM51 44V45H50ZM55 44V45H54ZM58 44H59V49H57L56 47L58 46ZM133 44L135 45V46H133ZM141 44H142V47H141ZM2 45V46H1ZM39 45H41V46H39ZM68 45L66 46V47H68ZM151 45V46H150ZM154 45H153V47H154ZM4 46V47H3ZM7 46V47H6ZM140 46V47H139ZM144 46H146V47H144ZM170 46V47H169ZM34 47H38V48H40V50L38 49V48H34ZM50 47H52V49L50 48ZM69 47H70V45H69ZM68 47V48H69ZM110 47H112L111 45L109 46V48ZM125 47H127V45H125L124 46V48ZM133 47V48H132ZM135 47V48H134ZM185 47H186V49H185ZM71 48V47H70ZM69 48V49H70ZM108 48V49H109ZM121 48H123V45H122V47ZM143 50H142V49ZM171 48V50H168V49H170ZM11 49H12V51H11ZM58 51H57V50ZM146 49V50H145ZM175 49V50H174ZM28 50H30L29 52H28ZM35 50V51H34ZM43 50H44V52L46 51V53H43ZM59 50H61V53H60V51ZM71 50V49H70ZM110 50V49H109ZM111 50H113V49H111ZM123 50V49H122ZM149 50V49H148ZM184 50V51H183ZM17 51V52H16ZM31 51H32V53H31ZM34 51V52H33ZM37 51V52H36ZM39 51V52H38ZM42 51V52H41ZM123 51H125V49L123 50ZM190 51H192L193 52V58H192V55L190 54ZM9 52V53H8ZM36 52V53H35ZM48 52V53H47ZM52 52V53H51ZM166 54H164V53ZM177 52V53H176ZM180 54H179V53ZM29 53H31V54H29ZM37 53H38V55H37ZM42 53V54H41ZM60 53V54H59ZM163 53V54H162ZM170 55H169V54ZM8 54V55H7ZM28 54V55H27ZM33 54H36V55H34L33 56ZM46 54V55H45ZM30 55V56H29ZM148 55H147V57H148ZM216 55V54H215ZM214 55V56H215ZM9 56V57H8ZM31 56L33 57V58H35L36 59V61H35V59H32L31 58ZM36 56V57H35ZM62 56V55H61ZM66 56V55H65ZM166 56H167V58L168 59H166ZM170 56H172L171 57V59H170ZM191 58H190V57ZM4 57V58H3ZM50 58V59H51ZM5 59V60H4ZM29 60V61H28ZM35 62H37V63H34V61ZM167 60V61H166ZM169 60H170V62H169ZM100 61V60H99ZM99 61L96 59L94 62V65H96V68L97 69H99V70H97V69H94L95 68V66L93 65H88V64H84V66L86 67V66H88V67H86L87 69H88V71L90 70V71H93V72H96L97 73V71L99 72V71H101L102 69H101V65H102V61H100V63H99ZM7 62V63H6ZM28 62V63H27ZM168 62V63H167ZM12 63V64H11ZM32 63V64H31ZM35 64V65H34ZM39 64H40V66H39ZM99 64H101V65H99ZM37 65V66H36ZM98 65V66H97ZM15 66V67H14ZM36 66V67H35ZM90 67V68H89ZM100 67V68H99ZM36 68V69H35ZM40 68V69H39ZM31 69V70H30ZM33 69H34V71H33ZM39 69V70H38ZM73 69H77L76 67H74L73 66V68H72V70ZM79 70V69H78ZM95 70H97V71H95ZM171 70V71H170ZM36 71V72H35ZM74 71V70H73ZM89 71V72H90ZM39 72V73H38ZM42 72V73H41ZM93 72H91V73H93ZM168 72V73H167ZM35 73V74H34ZM42 75H41V74ZM48 73V74H47ZM156 73V74H155ZM145 74H147V78H149L150 80H146V75ZM34 75H36V76H34ZM39 75V76H38ZM54 75H57V73H55V74H53L52 73V76L50 77V78H56V79H54V81H55V83L54 84H56V83H59L60 81L59 80H61V82H65V83H68V80H64L65 78H63V77H61V79L59 78V76H61L60 74H58L57 76H54ZM144 75H145V77H144ZM149 75V76H148ZM153 75V74H152ZM151 75V76H152ZM160 77H159V76ZM161 75H163V76H161ZM34 76V77H33ZM41 76H43L42 78H41ZM44 76H47V77H44ZM54 76V77H53ZM40 77V78H39ZM163 77V78H162ZM33 78H34V80H33ZM36 78V79H35ZM37 79H39V80H37ZM57 79H58V81L59 82H56L57 81ZM138 79H139V81H138ZM144 79V80H143ZM160 79V80H159ZM142 80V81H141ZM153 80H156V81H154V82H152ZM53 81V80H52ZM53 81V82H54ZM138 81V82H137ZM143 81H144V83L145 84H143ZM31 82V83H30ZM39 82H40V84H39ZM42 82V83H41ZM141 82H142V84H141ZM19 83H21V85L19 84ZM132 83V84H131ZM136 83H138V84H136ZM152 83V84H151ZM154 83V84H153ZM26 84V85H25ZM32 84V85H31ZM137 85V87H136V85ZM141 84V85H140ZM20 85V86H19ZM36 85V86H35ZM132 85V86H131ZM28 86V87H27ZM39 86H41V88L39 87ZM30 88V89H29ZM37 88H40V89H37ZM65 88H67V87H65ZM37 89V90H36ZM16 90V91H15ZM40 91V92H39ZM12 92V93H11ZM34 92V93H33ZM19 93V94H18ZM26 93H28V94H32L31 96H29L28 94H26ZM17 94V95H16ZM26 94V95H25ZM35 94H36V96H35ZM37 94L39 95V96H37ZM108 94V95H107ZM136 94V95H135ZM15 95V96H14ZM20 97H19V96ZM22 95H24V96H22ZM109 95H110V97H109ZM115 95H118V96H116L115 97ZM25 96H27V97H25ZM29 96V97H28ZM112 96V97H111ZM11 97V98H10ZM22 97V98H21ZM36 97V98H35ZM9 98V99H8ZM25 98H26V100H25ZM5 99H7V100H5ZM38 99V100H37ZM117 99V100H116ZM13 100V101H12ZM25 100V101H24ZM32 100V101H31ZM35 100H37V101H35ZM108 100H110V101H108ZM21 103H20V102ZM30 101V102H29ZM9 103V104H12V106H14L15 104L19 107V109H14V107H12L11 105H9V104H7V103ZM12 102V103H11ZM26 102V103H25ZM23 103V104H22ZM101 103V104H100ZM6 104V105H5ZM101 105H102V107H101ZM6 106V107H5ZM17 106H15V108H18ZM33 106V107H32ZM3 107V108H2ZM30 107H32V108H30ZM100 107H101V109H100ZM7 108V109H6ZM10 108L12 109V111L10 110ZM26 108H30V109H32V110H26L25 111V109ZM35 108V109H34ZM97 110H96V109ZM22 109V110H21ZM37 109V110H36ZM50 109V108H49ZM95 109V110H94ZM8 110V111H7ZM23 110H24V112H25V114H23L24 112H23ZM34 110V111H33ZM55 111L54 113L53 112H51V111ZM99 110H101V111H99ZM102 110L104 111V112H102ZM2 111V112H1ZM5 111V112H4ZM38 113H37V112ZM44 111H46V112H44ZM88 111V112H89ZM4 112V113H3ZM7 112H9V113H7ZM18 112V113H17ZM29 112H33V114L35 113L36 115H38V117H34V118H30L29 119V117H27L26 115L29 113ZM80 112V111H79ZM92 112H93V114H92ZM42 113V114H41ZM47 113V114H46ZM44 117H42L41 115ZM61 114V113H60ZM15 115V116H14ZM19 115V116H18ZM12 116V118H10ZM14 116V117H13ZM40 116L43 118V120H40V119H42V118H40ZM96 116V117H95ZM102 116V117H101ZM3 117V118H2ZM6 119H5V118ZM92 117H94L93 119L95 120V121H93L92 120ZM9 119V121H8V123H7V120ZM38 118H39V120H38ZM55 118V117H54ZM91 118V119H90ZM100 118V119H99ZM17 119V120H18ZM21 119V120H20ZM29 121H28V120ZM103 119V120H102ZM2 120V121H1ZM35 121V122H32V121ZM92 120V124L90 123V122H88V121H91ZM30 122L29 124L27 123V122ZM39 123H38V122ZM98 121V122H97ZM101 121H103V122H101ZM31 122L32 123H35V124H32L31 125ZM97 122V123H96ZM83 123V124H84ZM39 124V125H38ZM94 124V125H93ZM36 125V126H35ZM38 125V126H37ZM41 125V126H40ZM90 125V126H89ZM96 125L98 126L97 128H96ZM32 126H34V127H32ZM92 126V127H91ZM13 127V128H12ZM37 127V128H36ZM43 129H42V128ZM84 127H85V129H87V130H84ZM91 127V128H90ZM101 127V128H100ZM36 128V129H35ZM94 128H95V130H94ZM10 131V133H8L9 131ZM14 131H13V130ZM38 129V130H37ZM42 129V130H41ZM48 130V131H45V133H44V130ZM40 130V131H39ZM77 130V129H76ZM82 130V131H81ZM93 130H94V132L97 130H99L98 132H100V133H98V132H93ZM1 131V130H0ZM36 131V132H35ZM42 131H43V133H42ZM85 131H87V132H85ZM15 132V134H13ZM31 132V134L33 135V137H34V133H32ZM48 132V133H47ZM84 132V133H83ZM101 132L103 133L102 135L103 136H101L100 134H101ZM7 133V134H6ZM39 133V134H38ZM50 133V134H49ZM52 133V134H51ZM90 133H92V134H90ZM38 134V135H37ZM82 134H84L85 136H87V137H85L84 135H82ZM8 135H9V137H8ZM13 135H15V136H13ZM51 135V136H50ZM53 135H55L54 137H53ZM79 135H80V137H79ZM93 135H95V136H93ZM99 137H97V136ZM10 136H12L13 138L12 139H10L9 140V138H10ZM40 136V137H39ZM42 136V137H41ZM58 136H60V138H58L61 142H64L65 143V145H64V143L62 144L60 141L58 142V141H56L57 140V137ZM68 136V135H67ZM84 136V137H83ZM89 136V137H88ZM66 137V138H65ZM69 137V136H68ZM94 137V138H93ZM8 138V139H7ZM66 140H65V139ZM80 138V139H79ZM85 138V139H84ZM7 139V140H6ZM41 139V140H40ZM69 139V140H68ZM82 139V140H81ZM14 140V141H13ZM37 140V141H36ZM43 140V141H42ZM45 140V141H44ZM72 142H71V141ZM74 140H76V141H74ZM77 140H79V141H77ZM82 142H81V141ZM83 140H85V141H83ZM102 140V141H101ZM2 141H4V142H2ZM6 141V142H5ZM40 141V142H39ZM56 141V142H55ZM74 141V142H73ZM16 142V143H15ZM46 142H49L50 143V145L52 146V147H50V145H49V143H46ZM58 142V143H57ZM67 142H71L70 143V146H69V143H67ZM39 143V144H38ZM42 143V144H41ZM44 143V144H43ZM59 143H60V145H59ZM1 144H3V145H1ZM12 144H14V145H12ZM21 144L23 145V146H21ZM25 144H27V143H25ZM30 144V145H29ZM31 144H32V146H31ZM41 144V145H40ZM53 144H58L59 146H55L54 147V149H53ZM74 144V145H73ZM40 145V146H39ZM48 145V148H46V146ZM62 145H64V147L62 146ZM68 145V146H67ZM72 145V146H71ZM76 145V146H75ZM25 146V147H24ZM31 146V147H30ZM42 146V147H41ZM67 146V147H66ZM75 146V147H74ZM22 147H23V149H22ZM33 147V149H31ZM35 147H37V148H35ZM74 147V148H73ZM26 148V149H25ZM40 148V149H39ZM57 148H59V149H57ZM69 148V149H68ZM83 148H84V150H83ZM29 149V150H28ZM37 150V151H36ZM59 150V151H58ZM61 150V151H60ZM66 150V151H65ZM75 150V151H74ZM17 151H20V152H18V153H16ZM39 151V152H38ZM58 151V152H57ZM77 151V152H76ZM87 151V152H86ZM11 152V153H10ZM41 152V154H39ZM85 152V153H84ZM29 153V154H28ZM38 153V154H37ZM56 154L57 155V157L59 158V160L58 161H60V162H58V163H54V161H52L51 159H52V154ZM13 156H12V155ZM17 154V156H15ZM22 154V155H21ZM27 154V155H26ZM33 154V155H32ZM37 154V155H36ZM4 155V156H3ZM9 155V156H8ZM42 155V156H41ZM2 156V157H1ZM5 156H7V157H5ZM11 156V157H10ZM19 156V157H18ZM37 156V157H36ZM60 156H62V157H60ZM22 157V158H21ZM41 157V158H40ZM6 158V159H5ZM10 158V159H9ZM26 158V159H25ZM64 158V159H63ZM8 159H9V161H8ZM19 159V160H18ZM40 159V160H39ZM62 159V160H61ZM12 160V161H11ZM37 160V161H36ZM51 160V161H50ZM16 161H17V163H16ZM42 161V162H41ZM22 162V163H21ZM13 163H15V164H13ZM64 163V164H63ZM10 164V165H9ZM13 164V165H12ZM22 164V165H21ZM25 164V165H24ZM15 165H17V168H16V166ZM63 165H65V166H63ZM69 165V166H68ZM14 166V167H13ZM56 168H55V167ZM11 167V168H10ZM15 168V169H14ZM38 168V169H37ZM52 168V169H51ZM30 169V170H29ZM223 173L222 172H220V170H219V167L218 166H215L214 167V169L211 171V172H208V173H205V174H203V175H201L198 179H196L195 181H190V182H188V184H186V186H183L182 187V190H181V196L183 197L182 199H183V201H182V204H180V205H178V206H176V208L175 209H173L172 211H170L167 215H166V221L168 222V224L171 226V229L173 230V233L177 236V239H178V241L185 247V249H186V252H187V259L185 260V262H184V264H193L194 263V261H201V260H199V258L198 257H195V256H197V251H195L193 254H192V252H188V249H189V246H195V245H197L196 244V242H195V240H196V232H194L193 233V237H194V235L196 236V237H194L193 239H191V241H190V244L189 243H186V242H188V241H186L187 239V236L186 235H188V233L190 232V230L189 231H186V230H188L189 228H186L187 226H192V228L194 229L196 226H197V223H195L194 221H192V222H190L188 219H186V216H187V214H188V212L189 211H191V210H193L194 208L192 207V206H194V207H198V208H200L201 210H202V208L204 209H206V205H208L209 203H210V206H212L211 204H214L213 206H212V208H214L215 209V207L217 208V206L218 205H220L218 202V199H215L216 197H218V193L217 192H219V191H217V189L215 190V191H212L211 193H210V195L207 197V196H205V195H203L202 196V194L204 193V190L203 189H205L204 187H205V185L207 184V183H212V187L211 188H213V187H215V188H219V185H220V187L221 186H223L224 184H226L227 182H228V180H230L231 179V181H232V183H229L228 182V184H226V185H228V186H230V187H234L235 185L234 184H236L235 182L236 181H234V180H236V178L238 179L241 175L240 174H242V173H244V170H249L247 173H250L251 172V170L252 171H254V172H257L258 170V172L260 173V174H263L264 173V167H262V166H260L259 164H257V163H254V162H251V161H242V165H239V164H237V165H233V164H225L224 165V167H223ZM17 172H16V171ZM29 170V171H28ZM51 170H53L52 172H51ZM228 170L231 172H228ZM237 172H236V171ZM46 171V172H45ZM13 172H15V173H13ZM39 172V173H38ZM56 172V174H54ZM241 172V173H240ZM51 173V174H50ZM54 174V176H53V174ZM57 173H58V175H57ZM227 173V174H226ZM239 173V174H238ZM24 174V175H23ZM62 175V176H61ZM226 175H228L229 177H228V179L225 177ZM244 175H246V174H244ZM29 176V177H28ZM58 177V178H57ZM230 178V179H229ZM251 178V177H250ZM43 179V180H42ZM223 183H222V182ZM26 182V181H25ZM219 182V183H218ZM226 182V183H225ZM264 182V181H263ZM213 183H215L214 185H213ZM44 184V185H43ZM28 185V184H27ZM263 185H264V183H263ZM217 186V187H216ZM227 187V186H226ZM230 187H228V189L226 188L225 189V191H224V193L225 194H230V191H232V189L230 188ZM232 187V188H233ZM37 188H39V189H37ZM41 188V189H40ZM252 188V187H251ZM199 192V193H197V192ZM229 191V192H228ZM42 192V193H41ZM195 192H196V194H197V196L192 200H190V201H188V199L190 198V196L192 197V194L194 195L195 194ZM251 192L252 193H255L256 192V189L255 188H253V189H251ZM216 193H217V196H216ZM208 199H207V198ZM211 197V198H210ZM215 197V198H214ZM237 197V196H236ZM207 200H206V199ZM218 198H220V197H218ZM238 198V197H237ZM221 199V198H220ZM239 199V198H238ZM218 201L217 203H215V201ZM188 202V203H187ZM206 203V204H205ZM216 204H217V206H216ZM218 207H220V206H218ZM193 208V209H192ZM204 209V210H205ZM220 212H222V209H220ZM224 212V211H223ZM235 212V211H234ZM247 213V212H246ZM224 214H225V212H224ZM234 215V214H233ZM227 220V219H226ZM254 221V222H253ZM258 221V222H257ZM260 220L259 219H257V218H255V219H253L252 220V226H249L247 223H242L241 224V228H242V230L240 229V231H237L238 232V240H241L242 242H243V239H244V246H246V244H248V243H250L249 245L250 246H246L247 248L246 249H248L249 247H251V248H249L248 250H250V252H249V258H250V260H251V263H252V261H253V259L254 258H252L251 256L253 255V256H255V257H257L258 259H260V261H264V224H262L261 222H259ZM187 224V225H186ZM213 224V223H212ZM211 224V225H212ZM229 224V223H228ZM194 226V227H193ZM239 226V225H238ZM252 227H254V229H256V231H254L253 233H252V231H251V229L252 230H254ZM256 227V228H255ZM234 229V228H233ZM233 229H231V231H230V233L231 234H233V233H235V229L233 230ZM257 230H259V232L257 231ZM184 231H186V232H184ZM246 231H250L251 233H246ZM243 232V233H242ZM255 232H256V234H255ZM257 232H258V235H257ZM261 232V233H260ZM187 233V234H186ZM191 233V232H190ZM245 236H244V235ZM250 234V235H249ZM241 235H242V237H241ZM249 237H248V236ZM252 235H254V237H252ZM260 235V236H259ZM180 236V237H179ZM251 236V237H250ZM257 238H256V237ZM184 237V238H183ZM247 237V238H246ZM249 238V239H248ZM247 239H248V241H247ZM193 241V242H192ZM251 241H252V243H251ZM183 242V243H182ZM194 242H195V244H194ZM194 245H193V244ZM258 244H259V246H258ZM158 245V241L157 240H155L154 242H153V244H150V242L149 241H139V242H137L134 246H130V247H128L125 251H123V254L122 253H120L118 256H117V259L115 260V262L113 263V264H138V262H139V264H149V262H150V264H170L171 263V261H170V258H168L166 255H164V253L163 252H161V251H159V250H157L156 248H155V246H157ZM254 245V246H253ZM136 246V247H135ZM191 246V247H192ZM198 246V245H197ZM147 247V248H146ZM190 247V248H191ZM195 248V247H194ZM194 248H192V251L194 250ZM137 250V251H136ZM138 250H140V251H138ZM141 250H143V252L141 251ZM196 250H197V247H196ZM146 251H147V253H146ZM139 252H141V253H139ZM155 252V253H154ZM160 254H159V253ZM144 254L145 255V253H146V256H144V255H141V254ZM196 253V254H195ZM253 253V254H252ZM130 254V255H129ZM151 254V255H150ZM193 256H192V255ZM139 255H140V257L141 258H139ZM155 255V257H153ZM159 255V256H158ZM161 255V256H160ZM198 255H199V253H198ZM121 256V257H120ZM163 256V257H162ZM191 256V257H190ZM142 257H145V258H142ZM149 257V258H148ZM152 257V259H150ZM154 258V259H153ZM160 258V259H159ZM162 258V259H161ZM192 258V259H191ZM145 259H150L149 261L148 260H145ZM159 259V260H158ZM165 259V260H164ZM167 259V260H166ZM153 260V261H152ZM193 262H192V261ZM145 261H146V263H145ZM151 261H152V263H151ZM156 261V263H154ZM160 261H162V263L160 262ZM260 261H259V263L258 264H261L260 263ZM250 263V264H251ZM252 264H257L256 262H254L253 261V263Z\"/></svg>",
  "mask_w": 264,
  "mask_h": 264
},
{
  "label": "crops",
  "instance_id": "obj_4",
  "mask_svg": "<svg viewBox=\"0 0 264 264\" xmlns=\"http://www.w3.org/2000/svg\"><path fill=\"white\" fill-rule=\"evenodd\" d=\"M201 175H203V174H199V175H196V176H194V177L188 179L187 182L184 184V186H186V184H188V182H190V181H195V180L198 179Z\"/></svg>",
  "mask_w": 264,
  "mask_h": 264
}]
</instances>
